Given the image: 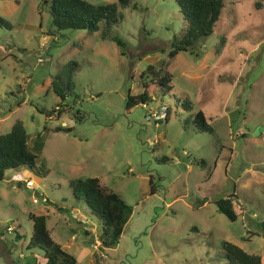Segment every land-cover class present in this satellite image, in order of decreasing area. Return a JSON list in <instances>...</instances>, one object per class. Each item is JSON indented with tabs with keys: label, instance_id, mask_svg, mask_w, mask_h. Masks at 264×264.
<instances>
[{
	"label": "rangeland",
	"instance_id": "374dc122",
	"mask_svg": "<svg viewBox=\"0 0 264 264\" xmlns=\"http://www.w3.org/2000/svg\"><path fill=\"white\" fill-rule=\"evenodd\" d=\"M134 2L110 30L119 47L99 31H56L44 0H0L11 25L0 26V133L20 119L30 147L43 137L35 169L0 179V264L44 262L28 246L31 213L77 264H227L223 240L264 264V0H224L213 32L172 57L176 1ZM163 61L171 89L127 108L141 72ZM199 110L213 133L191 122ZM87 176L132 207L115 246L99 248V220L72 194L69 180ZM230 194L234 220L216 205Z\"/></svg>",
	"mask_w": 264,
	"mask_h": 264
},
{
	"label": "trees",
	"instance_id": "16d2710c",
	"mask_svg": "<svg viewBox=\"0 0 264 264\" xmlns=\"http://www.w3.org/2000/svg\"><path fill=\"white\" fill-rule=\"evenodd\" d=\"M132 0H117L113 2L92 3L88 0H44L51 14L52 27L56 31L65 29H85L89 32L99 31L101 38H108L117 46L124 47V42L117 36L111 35V28L123 18V9H136ZM183 16L184 26L178 35L170 41L168 56L172 57L180 50H187L199 38L210 35L220 18L224 0H175ZM0 26L10 28V23L0 16ZM224 41L220 39L218 45ZM217 45V47H218ZM167 62L156 68L149 64L141 72L142 90L130 94L126 99L127 108L137 103H145L151 98L152 92H165L171 89V74L165 70ZM68 78V76H66ZM64 82L66 90H70L71 82ZM55 90H57L55 88ZM62 97V95H60ZM175 100H180L176 98ZM181 106L190 109V101H181ZM60 109V108H59ZM55 109L47 111L50 116ZM57 111V110H56ZM58 112V111H57ZM197 130L213 133L212 126L206 121L202 111H197L191 118ZM55 131L70 130V127L56 126ZM217 141V140H216ZM43 147L42 134L35 136L32 146L28 144V134L20 119H15L7 132L0 133V179L6 171L20 167L35 169L37 153ZM204 164V160H200ZM72 194L81 199L90 212L97 216L101 230L99 232V248L115 246L118 243L123 227L132 213V207L118 193L108 190L95 176L72 178L69 180ZM217 209L230 220L236 219L232 194L216 200ZM32 229L28 246L42 250V264H77L73 255L61 248L50 236L46 225L45 214H29ZM264 238V220L258 223ZM18 236H20L18 234ZM221 246L227 264H261V255L249 253L237 244L223 240Z\"/></svg>",
	"mask_w": 264,
	"mask_h": 264
},
{
	"label": "built area",
	"instance_id": "2783aa9c",
	"mask_svg": "<svg viewBox=\"0 0 264 264\" xmlns=\"http://www.w3.org/2000/svg\"><path fill=\"white\" fill-rule=\"evenodd\" d=\"M24 185L27 187V188H33V186H34V181L32 180V179H30V178H28V179H24ZM43 200H45V198H43ZM8 229L10 230V229H12V227H8Z\"/></svg>",
	"mask_w": 264,
	"mask_h": 264
},
{
	"label": "water",
	"instance_id": "95a60500",
	"mask_svg": "<svg viewBox=\"0 0 264 264\" xmlns=\"http://www.w3.org/2000/svg\"><path fill=\"white\" fill-rule=\"evenodd\" d=\"M259 131H264V126H261V128L257 127L256 130H255V133H257Z\"/></svg>",
	"mask_w": 264,
	"mask_h": 264
},
{
	"label": "crops",
	"instance_id": "0c3cea01",
	"mask_svg": "<svg viewBox=\"0 0 264 264\" xmlns=\"http://www.w3.org/2000/svg\"><path fill=\"white\" fill-rule=\"evenodd\" d=\"M37 159V158H36ZM17 170V169H16ZM24 180V179H23Z\"/></svg>",
	"mask_w": 264,
	"mask_h": 264
}]
</instances>
